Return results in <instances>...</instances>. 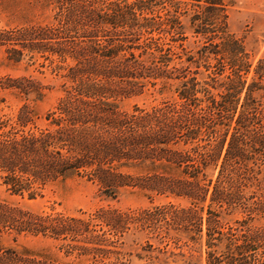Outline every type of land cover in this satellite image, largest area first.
<instances>
[{
	"label": "trees",
	"instance_id": "obj_1",
	"mask_svg": "<svg viewBox=\"0 0 264 264\" xmlns=\"http://www.w3.org/2000/svg\"><path fill=\"white\" fill-rule=\"evenodd\" d=\"M40 1L53 22L4 32L3 46L11 63L48 62L63 97L42 129L25 131L47 88L31 75L0 79V92L23 102L13 118L0 116V179L10 194L33 198L36 186L70 178L112 200L137 190L170 201L155 210L157 226L142 225L159 244L184 237L203 241L205 264H264V226L246 222L264 220V56L255 62L229 31L227 8L220 0ZM188 34L202 40L192 51ZM157 81L171 98L120 108ZM28 210L0 200V240L29 235ZM238 212L247 217L241 234L225 221ZM153 246L142 247L145 262L177 256ZM26 255L0 241V264H29Z\"/></svg>",
	"mask_w": 264,
	"mask_h": 264
},
{
	"label": "rangeland",
	"instance_id": "obj_2",
	"mask_svg": "<svg viewBox=\"0 0 264 264\" xmlns=\"http://www.w3.org/2000/svg\"><path fill=\"white\" fill-rule=\"evenodd\" d=\"M220 1L228 10L229 31L243 39L256 62L264 56V0ZM44 6L43 1L37 0L0 2V79L5 81L31 75L47 88L44 89L47 91L43 100L34 106L33 123L25 131L44 127V116L63 97L62 82L52 74L48 62L42 59L31 61V58L25 57L18 64L9 62L7 47L3 46L9 42L3 43L1 34L10 33L20 25L52 23L53 11ZM201 42V37L188 34V42L184 46L192 51ZM41 64L44 66L41 67ZM175 64L178 62L175 61ZM203 69L200 67L199 73H205ZM160 86L159 81L155 86L147 85L142 94L124 100L120 108L125 111H131L134 106L151 108L171 98V92L167 88L161 91ZM2 95L5 102L0 104V116L3 119L13 118L23 102L8 92H0ZM6 130H1L0 134ZM1 179L0 200L27 207L31 226L29 235L2 234L0 241L5 249L26 250L29 264H159L161 261L152 260L153 263H150L139 257L145 254L141 249L147 243L177 254L167 264H172L170 261H175V264H205L206 247L203 241L193 243L183 237L180 241L174 242L170 238L159 244L160 239L154 233L144 231L149 227L143 229L142 225H158L156 218L160 216L155 210L168 208L165 204L170 201L154 198L150 202L142 193L131 189L112 200L103 196L96 184L79 178L36 186V195L30 198L27 193L22 196L11 195L3 183L5 180ZM180 205L184 206L185 203ZM166 211L169 219L170 211ZM117 212L123 215V222L116 221ZM246 218L245 213L238 212L225 217V221H229L241 234L240 230L246 227L241 224ZM246 222L250 227L264 226V220L259 216Z\"/></svg>",
	"mask_w": 264,
	"mask_h": 264
}]
</instances>
